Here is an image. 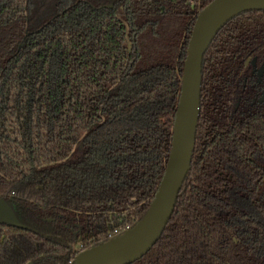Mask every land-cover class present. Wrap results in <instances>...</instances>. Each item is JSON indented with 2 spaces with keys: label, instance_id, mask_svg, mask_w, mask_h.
Instances as JSON below:
<instances>
[{
  "label": "trees",
  "instance_id": "obj_1",
  "mask_svg": "<svg viewBox=\"0 0 264 264\" xmlns=\"http://www.w3.org/2000/svg\"><path fill=\"white\" fill-rule=\"evenodd\" d=\"M210 1L0 0V197L20 222L0 223V264H73L144 215ZM259 68L264 10H247L203 55L190 170L161 236L129 264H264Z\"/></svg>",
  "mask_w": 264,
  "mask_h": 264
},
{
  "label": "water",
  "instance_id": "obj_2",
  "mask_svg": "<svg viewBox=\"0 0 264 264\" xmlns=\"http://www.w3.org/2000/svg\"><path fill=\"white\" fill-rule=\"evenodd\" d=\"M247 10H264V0H211L198 11L183 62L171 146L159 186L146 212L133 226L81 251L73 264H129L142 257L161 236L191 167L200 108L203 55L221 26ZM261 98L264 99V93ZM0 223L20 225L13 206L3 197H0Z\"/></svg>",
  "mask_w": 264,
  "mask_h": 264
},
{
  "label": "built area",
  "instance_id": "obj_3",
  "mask_svg": "<svg viewBox=\"0 0 264 264\" xmlns=\"http://www.w3.org/2000/svg\"><path fill=\"white\" fill-rule=\"evenodd\" d=\"M130 227H131V226H130V224H129L128 222L123 223V224H121L120 226H116V227H114V228L110 231L109 236L111 237V236H113V235L119 234V233L125 231L126 229H128V228H130Z\"/></svg>",
  "mask_w": 264,
  "mask_h": 264
},
{
  "label": "flooded vegetation",
  "instance_id": "obj_4",
  "mask_svg": "<svg viewBox=\"0 0 264 264\" xmlns=\"http://www.w3.org/2000/svg\"><path fill=\"white\" fill-rule=\"evenodd\" d=\"M260 71H261V72H260ZM263 71H264L263 68H262V70L259 68L257 74H262ZM263 93H264V92H263ZM78 245H79L80 248H78V246H77V248H78V249H81V248H82V244H78Z\"/></svg>",
  "mask_w": 264,
  "mask_h": 264
},
{
  "label": "bare ground",
  "instance_id": "obj_5",
  "mask_svg": "<svg viewBox=\"0 0 264 264\" xmlns=\"http://www.w3.org/2000/svg\"><path fill=\"white\" fill-rule=\"evenodd\" d=\"M219 23H220V22H219ZM219 23H218V24H219ZM218 24H217V25H218ZM217 25L213 28V30L217 27ZM213 30H212V32H213Z\"/></svg>",
  "mask_w": 264,
  "mask_h": 264
},
{
  "label": "rangeland",
  "instance_id": "obj_6",
  "mask_svg": "<svg viewBox=\"0 0 264 264\" xmlns=\"http://www.w3.org/2000/svg\"><path fill=\"white\" fill-rule=\"evenodd\" d=\"M78 248H80L79 245H78Z\"/></svg>",
  "mask_w": 264,
  "mask_h": 264
}]
</instances>
